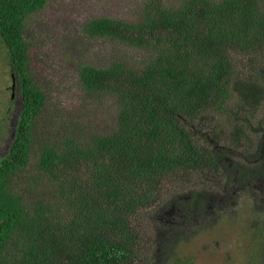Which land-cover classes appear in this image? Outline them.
<instances>
[{"label": "trees", "instance_id": "trees-1", "mask_svg": "<svg viewBox=\"0 0 264 264\" xmlns=\"http://www.w3.org/2000/svg\"><path fill=\"white\" fill-rule=\"evenodd\" d=\"M49 1L0 0L3 61L24 103L0 161V264H128L142 232L180 195H193L184 212L205 209L197 176L249 188L210 214L203 233L166 241L169 250L185 255L203 244L197 238L228 232V246L246 250L243 261L264 264V198L249 185L264 178V0H145L131 17L86 20L85 34L115 49L100 65L84 63L77 86L113 114L83 131L63 117V132L39 142L38 171L24 181L50 97L30 66L26 22ZM241 145L254 163L238 155Z\"/></svg>", "mask_w": 264, "mask_h": 264}, {"label": "rangeland", "instance_id": "rangeland-1", "mask_svg": "<svg viewBox=\"0 0 264 264\" xmlns=\"http://www.w3.org/2000/svg\"><path fill=\"white\" fill-rule=\"evenodd\" d=\"M144 1L50 0L44 9L28 16L26 37L31 45L30 66L35 70L36 76L44 84V88L50 97L48 99L49 105H47L46 112L40 119L38 130L35 133L36 141L34 146L36 152H32L29 164L21 172L25 175L24 181H29L32 175H35L38 171L39 142L54 135H61L63 132L64 126L61 124L63 117L65 118L67 129L75 127L83 131L86 127L89 129L94 128L93 121L99 120L104 124L109 115L113 114L112 109L105 100L104 103L108 105L96 103L98 100H95L94 103L98 108H94L90 104L91 101L82 96L81 90L77 86L79 82L78 72L84 63L100 65L101 59L106 58V55L112 53L111 48L115 49L114 45L107 40L86 35L82 29V24L86 20L97 16L131 17L143 7ZM168 1L173 4L179 0ZM1 45L0 122L3 117L9 118L6 108L10 102L11 90L9 88L12 85L11 69L9 64L6 65L3 61L7 53L3 51ZM100 105H102L105 111V115L102 117L99 111ZM53 116H56L59 120L58 126L50 124L51 117ZM89 120L91 121L89 122ZM79 121L81 123L85 121L87 125L83 126L79 124ZM41 126H45V128L41 130ZM223 128L228 130L226 123L223 125ZM21 173L16 176L17 180H21L23 177L22 175L19 178ZM197 180L203 179L197 176V179L194 180V185H197ZM173 190H177V188ZM173 190H167L168 192L164 195V199L168 196L172 197ZM247 210V208L242 210L243 215L238 222L242 223L246 221L245 215L247 214ZM138 219L133 224L137 225ZM138 227L140 229V226ZM227 233L223 232L221 235L216 236V238L212 237L211 239H207V236L206 238L202 236L197 238V241L203 244L193 249L196 251L189 250L190 252H188L189 255L195 257V264H248L247 261L242 260L244 258L247 259L245 257L246 250L241 248L239 244L232 243L233 246H228L227 240H225V238H228L227 235H229ZM237 234L235 233V236ZM141 237L143 238L140 241V244L143 246L142 248L144 249L146 246L152 248L145 231L142 232ZM236 238L241 240V242L245 240L243 235ZM187 250L183 248L179 252L182 254ZM143 253L146 256L151 254L150 251H143ZM225 257H229L231 261H226ZM236 259L238 261L234 262Z\"/></svg>", "mask_w": 264, "mask_h": 264}, {"label": "flooded vegetation", "instance_id": "flooded-vegetation-1", "mask_svg": "<svg viewBox=\"0 0 264 264\" xmlns=\"http://www.w3.org/2000/svg\"><path fill=\"white\" fill-rule=\"evenodd\" d=\"M14 72H11V74ZM12 85L9 88L11 90L10 102L7 105L6 113L9 118L3 117L0 124V161L7 156L8 151L12 145L15 131L16 123L18 117L22 111L23 97L20 92V82L17 77L13 74ZM14 106V108H13ZM5 113V114H6ZM7 126L9 127L7 129ZM244 146L241 145L238 151V155H241L249 162L254 163L255 160H250L249 155L244 151ZM223 159V158H222ZM225 162L229 161L228 158L223 159ZM264 169V158L262 157V163ZM203 182L202 187L199 188L201 193L197 198L207 200L205 209L199 211L200 208L195 207L190 204L187 209H193L191 213L189 211L184 212L183 209L187 205L188 199H193V195H188L178 191L180 199L184 198L182 203H174L172 207L165 208L164 211L159 213V216H156L160 221L159 224H154L146 234L148 240L150 241L152 248L146 246L144 249L143 246L139 244L138 252H140L137 257L128 262V264H195L194 256L189 254H181L176 252L175 249L170 248V244L166 243L169 239H175L176 236L194 234L199 235L204 232V224L210 214L218 213V208L221 209L229 204H232L233 200L242 197L245 195L244 189L249 188L246 182L239 180L238 178L228 179V180H216L214 179H205L200 181ZM261 184L257 186L254 182L249 184L252 187H257L262 189V196L264 198V178H260ZM228 208V207H227ZM225 208V210L227 209ZM143 251H150V255H144ZM198 251V250H197ZM120 264H126V262H121Z\"/></svg>", "mask_w": 264, "mask_h": 264}]
</instances>
